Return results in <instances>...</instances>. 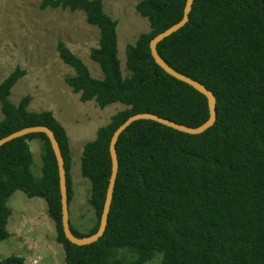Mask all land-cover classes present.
<instances>
[{
	"label": "trees",
	"instance_id": "1",
	"mask_svg": "<svg viewBox=\"0 0 264 264\" xmlns=\"http://www.w3.org/2000/svg\"><path fill=\"white\" fill-rule=\"evenodd\" d=\"M186 0H140L135 9L149 30L125 47L122 76L117 22L102 0H41L40 9L82 11L99 30L89 57L102 78L63 41L56 50L73 69L65 83L82 102L100 108L120 102L125 108L97 129L82 148L79 168L89 180L88 203L95 222L77 238L94 234L100 223L111 172L109 143L130 116L150 113L188 127L208 119L206 97L158 66L149 42L179 22ZM173 70L201 83L215 98V122L199 134H186L152 120H137L118 137V160L107 222L93 242L77 245L63 233L58 168L48 137L41 132L0 146V241L10 236L7 205L16 190L41 198L54 223L64 264H264V0H193L183 27L156 44ZM16 67L0 82V139L19 129L48 127L64 163L66 195L72 196L68 137L49 110L31 111V97L13 103L10 91L24 76ZM41 140L40 175L33 174L29 147ZM0 264H25L8 255Z\"/></svg>",
	"mask_w": 264,
	"mask_h": 264
},
{
	"label": "rangeland",
	"instance_id": "2",
	"mask_svg": "<svg viewBox=\"0 0 264 264\" xmlns=\"http://www.w3.org/2000/svg\"><path fill=\"white\" fill-rule=\"evenodd\" d=\"M40 1L0 0V82L16 67L25 70L10 91L12 102L17 104L29 95V110H54L53 116L65 128L71 156L69 221L78 231L86 233L95 222V214L88 203L89 180L80 174L81 151L87 141L95 138L97 129L125 105L114 102L100 108L94 100L82 102L79 94L65 83V77L73 75V69L59 58L57 42L63 41L85 63L90 75L100 79V68L89 57L90 49L98 46L99 30L86 22L82 11L40 9ZM139 1L102 0L103 11L117 22L122 76L127 75L126 45L134 44L139 34L149 30L147 19L135 9ZM29 147L34 159L33 174L39 176L41 140H30ZM7 205L11 209L6 225L10 236L0 241V259L14 254L23 257L25 264H64V251L56 241L45 201L16 190ZM147 264H160V257Z\"/></svg>",
	"mask_w": 264,
	"mask_h": 264
},
{
	"label": "water",
	"instance_id": "3",
	"mask_svg": "<svg viewBox=\"0 0 264 264\" xmlns=\"http://www.w3.org/2000/svg\"><path fill=\"white\" fill-rule=\"evenodd\" d=\"M193 0H186L185 5L183 8V15L179 22L175 23L174 25L170 26L166 30H164L162 33L155 36L150 42H149V49L152 58L154 59L155 63L160 66L167 74L171 75L177 80H180L191 87H193L195 90H197L199 93L203 94L207 99V106H208V119L201 125L197 127H188L185 125H181L175 122H172L170 120L158 117L156 115L146 113V114H136L130 116L124 123H122L113 133L110 143H109V154L111 159V172L110 177L106 189L105 194V200L103 204V209L100 217V223L97 231L88 236L83 238H77L75 237L69 228V211H68V204H67V195H66V181H65V170H64V163L63 158L61 155V151L59 149L58 143L56 142L54 135L52 131L46 127V126H32V127H25L22 129H19L15 132H12L11 134L3 137L0 139V146L5 144L6 142L27 135L31 133L41 132L44 133L50 142L51 148L53 150V153L55 155V159L57 162V168H58V177H59V190H60V196H61V222L63 227V233L65 237L73 244L82 245L87 244L90 242L95 241L98 239L106 226L107 222V216L110 208L111 198H112V191L114 187V183L117 176V170H118V160H117V154L115 150V144L117 142V139L119 135L133 122L137 120H152L155 122H158L160 124H163L167 127L173 128L177 131L186 133V134H199L203 132L204 130L211 127L215 122V98L211 91L207 90L201 83H199L196 80H193L183 74H180L173 70L171 67H169L158 55L156 50V44L161 41L162 39L166 38L167 36L171 35L181 27L185 25V23L188 21V15L191 10Z\"/></svg>",
	"mask_w": 264,
	"mask_h": 264
},
{
	"label": "crops",
	"instance_id": "4",
	"mask_svg": "<svg viewBox=\"0 0 264 264\" xmlns=\"http://www.w3.org/2000/svg\"><path fill=\"white\" fill-rule=\"evenodd\" d=\"M47 110H51V109H47ZM52 111V113H55V111L54 110H51Z\"/></svg>",
	"mask_w": 264,
	"mask_h": 264
}]
</instances>
